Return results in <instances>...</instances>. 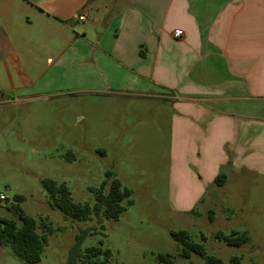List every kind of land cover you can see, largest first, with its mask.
<instances>
[{
  "label": "rangeland",
  "instance_id": "374dc122",
  "mask_svg": "<svg viewBox=\"0 0 264 264\" xmlns=\"http://www.w3.org/2000/svg\"><path fill=\"white\" fill-rule=\"evenodd\" d=\"M82 47L84 52L90 48ZM74 48L49 69L39 58L34 76L13 82L0 76V194L6 197L0 217L20 226L15 213L21 210L48 225L51 231L36 264H65L75 236L88 227L94 231L80 248L107 249V259L97 257L104 264H162V254L175 264H203L196 255L181 257L180 245L169 235L178 230L194 242L202 243L204 236L206 254L224 264L233 256L241 264H264V174L228 167L219 172L226 176L223 187H205L203 200L192 206L174 203L170 101L80 91ZM10 88L15 90L4 91ZM108 170L131 193V205L116 220L73 222L48 206L42 179L65 183L74 202L92 206L88 189L98 188ZM217 230L245 232L248 240L229 246L213 237ZM0 264L25 263L0 246Z\"/></svg>",
  "mask_w": 264,
  "mask_h": 264
},
{
  "label": "crops",
  "instance_id": "0c3cea01",
  "mask_svg": "<svg viewBox=\"0 0 264 264\" xmlns=\"http://www.w3.org/2000/svg\"><path fill=\"white\" fill-rule=\"evenodd\" d=\"M73 46L80 91L170 101L174 203L228 167L264 174V0H0L9 82Z\"/></svg>",
  "mask_w": 264,
  "mask_h": 264
},
{
  "label": "trees",
  "instance_id": "16d2710c",
  "mask_svg": "<svg viewBox=\"0 0 264 264\" xmlns=\"http://www.w3.org/2000/svg\"><path fill=\"white\" fill-rule=\"evenodd\" d=\"M225 181L226 176L223 173H219L214 179L217 187L223 186ZM40 184L46 192L47 204L50 209L60 212L64 219L73 222H84L92 220L94 217L116 220L120 213L131 205L130 191L122 187L119 179L110 170L105 172V179L98 188L88 189L94 195L95 202L92 206L74 202L65 183L44 178ZM16 199L20 200L21 198L17 197ZM15 215L21 222L20 226H17L14 220L0 217V246L8 247L12 254L23 263L36 264L40 261L42 249L47 243V236L51 230L46 223L38 224L21 210L16 211ZM209 218L212 220V217ZM38 227H42V233H38ZM92 231L94 228L88 227L80 230L75 236L74 244L68 251L65 264H95L99 262L98 256L103 255L106 259L109 257V251L103 250L100 246H91L84 251L81 250V243ZM169 235L180 245L182 258L189 259L192 255H196L203 260V264H224L218 257L206 254L203 245L204 236L201 235V243L194 242L184 230L170 231ZM213 237L226 245L237 247L248 240L245 232H233L230 235H225L222 231L217 230ZM158 259L162 264H175L168 254L158 255ZM105 262H99V264ZM229 263L241 264L240 258L233 256Z\"/></svg>",
  "mask_w": 264,
  "mask_h": 264
},
{
  "label": "built area",
  "instance_id": "2783aa9c",
  "mask_svg": "<svg viewBox=\"0 0 264 264\" xmlns=\"http://www.w3.org/2000/svg\"><path fill=\"white\" fill-rule=\"evenodd\" d=\"M78 19L80 21H84L85 20V17L83 15H80V16H78ZM174 37H179V33L178 32H175L174 33ZM5 200H6V197L3 194H0V202L1 201H5Z\"/></svg>",
  "mask_w": 264,
  "mask_h": 264
}]
</instances>
